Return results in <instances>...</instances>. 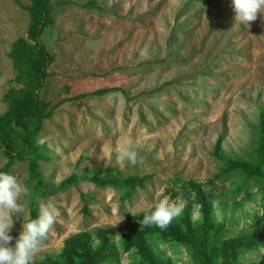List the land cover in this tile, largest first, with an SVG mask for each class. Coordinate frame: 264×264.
Listing matches in <instances>:
<instances>
[{
    "label": "rangeland",
    "instance_id": "1",
    "mask_svg": "<svg viewBox=\"0 0 264 264\" xmlns=\"http://www.w3.org/2000/svg\"><path fill=\"white\" fill-rule=\"evenodd\" d=\"M54 24L39 37L54 55L39 97L55 105L37 137L44 186L37 189L25 160L8 171L28 189L25 219L41 202L57 208L56 221L33 262L56 256L64 239L96 228L120 247L127 218L146 213L164 196L184 200L181 183H204L213 194L221 240L264 230L263 200L257 182L236 173L211 180L218 171L212 151L222 136L230 158L253 160L258 114L264 107V7L249 25L234 22L230 0H51ZM89 1L94 7H83ZM63 2L62 4H58ZM29 0H0V113L14 81L11 43L25 37ZM103 96L67 100L101 88ZM130 137L137 163H120L116 149ZM6 159L0 149V168ZM148 176L130 199L112 187L80 182L51 194L73 172ZM172 191L177 195L172 197ZM84 209L88 210L86 214ZM199 220L198 207L191 213ZM18 215L9 232L21 230ZM13 241H10V245ZM175 264H191L186 248L155 242ZM264 264V246L240 257ZM137 261L121 253L119 264Z\"/></svg>",
    "mask_w": 264,
    "mask_h": 264
},
{
    "label": "trees",
    "instance_id": "2",
    "mask_svg": "<svg viewBox=\"0 0 264 264\" xmlns=\"http://www.w3.org/2000/svg\"><path fill=\"white\" fill-rule=\"evenodd\" d=\"M27 12L29 23L25 37L11 43L9 57L15 72L14 81L18 87L9 89L4 100L7 108L0 113V149L6 162L0 171L8 172L16 160H25L30 178L37 189L44 186L39 161L45 158L39 151L37 137L43 122L52 117L55 105L39 97V91L48 77V67L54 55L39 43V37L54 24L55 4L51 0H29ZM59 2L58 4H62ZM89 1L83 7H94ZM108 87L81 93L67 100H78L88 96H103L118 91ZM222 136L213 146L212 154L218 162V171L207 181L226 179L239 173L247 180L257 182L263 200L264 212V107L259 110L257 141L253 149V160L247 161L226 156L222 150ZM148 176H121L118 172L103 174L73 172L57 186L45 188L51 194L63 191L80 182H89L96 187H112L120 190L123 197L130 199L136 189H143ZM186 205L180 216L174 218L166 229L154 226L142 227L139 221L143 213L127 218L128 229L121 234L120 247L108 236L103 228L93 233L81 231L64 239L56 256L45 255L32 264H119L121 253L134 252L137 261L133 264H175L170 258L161 256L154 248L155 242H173L186 248L191 264H256L243 263L242 255L257 251L264 246V230L254 229L237 237L221 240L219 234L223 225L215 221L211 200L213 194L205 190L204 183L186 180L181 183ZM172 197L177 195L172 191ZM198 207L199 220L194 221L191 213ZM87 214L88 210L84 209ZM37 215L36 209L30 212ZM264 221V213L262 222Z\"/></svg>",
    "mask_w": 264,
    "mask_h": 264
},
{
    "label": "clouds",
    "instance_id": "3",
    "mask_svg": "<svg viewBox=\"0 0 264 264\" xmlns=\"http://www.w3.org/2000/svg\"><path fill=\"white\" fill-rule=\"evenodd\" d=\"M230 6L234 12V22L249 25L256 19L257 13H261L264 0H230ZM116 153L120 163H137V152L130 137L121 140ZM27 196L25 185L14 175L0 171V264H32L42 241L47 238L56 221L57 208L51 201L39 203L37 215L25 219L27 205L22 202V198ZM185 205L182 199L172 200L164 196L143 214L139 223L142 227L154 226L164 230L174 218L181 215ZM18 215L22 219L21 230L14 239L9 232ZM10 241H13L11 245Z\"/></svg>",
    "mask_w": 264,
    "mask_h": 264
}]
</instances>
